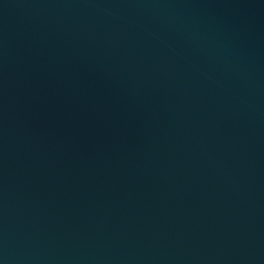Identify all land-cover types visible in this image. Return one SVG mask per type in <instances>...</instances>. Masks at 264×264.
<instances>
[{
  "label": "water",
  "instance_id": "95a60500",
  "mask_svg": "<svg viewBox=\"0 0 264 264\" xmlns=\"http://www.w3.org/2000/svg\"><path fill=\"white\" fill-rule=\"evenodd\" d=\"M0 264H264V0H0Z\"/></svg>",
  "mask_w": 264,
  "mask_h": 264
}]
</instances>
